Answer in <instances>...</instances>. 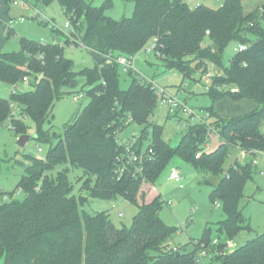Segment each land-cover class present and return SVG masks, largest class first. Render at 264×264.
<instances>
[{
	"label": "trees",
	"instance_id": "1",
	"mask_svg": "<svg viewBox=\"0 0 264 264\" xmlns=\"http://www.w3.org/2000/svg\"><path fill=\"white\" fill-rule=\"evenodd\" d=\"M25 1L38 8L56 1L63 14L74 25L78 23L76 29L85 49L94 52L98 59L93 67L76 71L72 60L64 55L63 47L68 44L65 34L62 44L24 37L16 51L0 54V82L19 85L23 76L35 81L32 90L19 89L8 99L0 98V123L9 119L13 130L22 134L27 127L24 120L29 119L36 128L34 138L50 145L44 160L25 156L29 163L24 166L15 191L8 192L13 195L19 189L23 195L0 201L3 264H197L195 247L177 248L166 242L177 227L167 225L159 216L164 201L153 187L175 155L217 178L209 200L215 205L220 203L225 215L217 223L219 243H211L209 227L197 239L217 250L214 264H264V232L232 250H225L223 244L249 228L239 203L245 181L255 172L251 162L235 161L224 167L228 151L237 146L241 151L264 152V1L244 12L242 0H222L215 8L204 3L191 6L186 0H126L133 3V10L121 19L105 14L113 5L111 0L99 6L87 0ZM154 38V53L164 67L177 69L182 77L194 71L189 60L200 65L210 62L222 70L205 91L211 100L206 109L212 119L188 123L173 147L161 138L163 126L151 121L157 93L136 77L121 89L117 79L119 65L106 62L110 52L134 55ZM232 41L246 45V49L234 52L229 64L224 65L222 53ZM223 84L232 86L231 90L219 89ZM66 88H79L77 92L83 91L89 101L65 123L63 134L56 135L44 124L53 116L54 100L63 97ZM223 97L250 99L257 108L223 118L213 107ZM9 99L16 106L14 116ZM128 116L131 118L126 122ZM130 122L143 125L137 145L131 146L139 156L142 173L118 175L114 171L115 155L126 145L117 141V135ZM208 124L218 129L221 142L206 152L204 145L211 132ZM148 127L151 142L142 149ZM53 139L55 143L51 142ZM196 152L201 155L196 157ZM66 161L94 176L92 185L85 180L82 183L89 197L112 200L122 196L138 206L129 227L116 226L106 211L91 214L80 210L83 199L72 193L67 169L56 175L48 173ZM207 182L211 183L209 179ZM144 185L149 186L146 193L142 191ZM151 189L154 193L148 197Z\"/></svg>",
	"mask_w": 264,
	"mask_h": 264
},
{
	"label": "rangeland",
	"instance_id": "2",
	"mask_svg": "<svg viewBox=\"0 0 264 264\" xmlns=\"http://www.w3.org/2000/svg\"><path fill=\"white\" fill-rule=\"evenodd\" d=\"M95 6L103 4L105 0H87ZM112 7L107 8L105 14L114 19H121L123 16H130L133 10V3L126 0H111ZM189 5L196 6L204 3L209 7L215 8L219 6L222 0H186ZM264 0H242L244 12L251 11L261 4ZM27 6L11 5L9 0H0V35L3 36L2 42L8 44V51H16L19 47L21 38L34 39L36 41L51 43L63 42L65 36L59 32L55 34L50 29L49 24L40 23L38 18H31L33 14L32 4L26 2ZM10 9L7 11V9ZM40 10L45 16L53 19L57 26H63L66 21V16L56 1H52L45 7L40 6ZM23 20H20V18ZM9 32V33H8ZM207 42V39H205ZM152 41L147 42L137 53L134 54L133 63L135 64V72H123L121 66L118 68V83L121 89H125L130 84L133 77L152 78L158 85L165 88L166 92L175 96L180 101H185L186 105L194 109L200 116L208 113L207 106L211 104V100L205 92L212 84L215 77L222 74V70L210 62L204 64L196 63L195 60H189L188 63L193 71L188 77H182V74L175 68L166 69L161 59L154 53L150 47ZM236 46V41L227 44L222 53V62L228 65L232 55L234 54L233 47ZM64 55L70 58L73 62L74 69L78 71L83 67H93L98 56L80 45H68L63 47ZM31 83H19L20 90H32L34 86V78ZM229 85H220L219 89L230 88ZM79 88H66V93L63 97L55 99L51 108L53 116L49 122L44 124L46 129H50L55 134H63L64 125L68 122L80 109L87 104L89 98L85 95L79 100H73V94L77 93ZM11 84L8 82H0V98H9ZM228 98V97H223ZM222 99V98H221ZM161 97L158 96L156 110L151 116L153 123H158L163 126L161 138L170 143L173 147L179 140L184 130L185 123H193L191 120L182 114L178 109L170 112L167 103L160 104ZM215 109V108H214ZM226 118V117H223ZM230 118V117H228ZM212 118L209 117L208 120ZM12 122L9 119L0 123V200L5 201L3 197L12 194L8 192L15 191L16 185L24 172V166L29 162L25 159L26 155L43 158L49 148V144L37 139H28L24 146L16 143L19 137V130H12L10 127ZM26 125V134L34 135L36 128L31 120H24ZM264 127V124L262 123ZM262 127V128H263ZM143 125L130 122L119 131L118 139L127 143L137 145V138L140 136ZM148 134L142 139V149H145L151 142V128H147ZM134 137V138H133ZM208 142L204 145V151L209 152L214 150L221 139L210 132ZM135 139V140H133ZM55 143V139L51 141ZM39 145L42 148L41 152H36L35 147ZM137 147V146H136ZM125 150L121 149L117 152V164L123 159ZM228 156L225 160L224 167L229 166L235 161L244 163L251 162L254 156H243L240 149L235 146L228 151ZM201 154V153H200ZM117 157L121 159H117ZM258 163L255 165V172L251 179L245 181L243 196L240 198L239 206L242 213L245 215L249 228L237 233L231 240L237 246L242 245L246 240L253 238L256 234L264 232V154L257 155ZM254 165V164H253ZM177 166L182 172V185L180 188L178 183L168 180V172L170 167ZM71 181L72 193L83 199L80 210L88 213H96L98 211H106L112 223L116 226L129 227L133 220V216L138 212V206L130 201H127L122 196H117L112 200L93 198L88 196V190L82 188V183L87 182L89 186L94 182V176L82 171V168L74 167L70 161L65 164L56 165L48 172L51 175H56L58 171H65ZM211 183H208L207 180ZM217 178L210 176L208 172L199 171L186 162L182 157L175 155L169 160L166 167L158 176L153 187L156 192L161 195L163 205L159 210V216L170 226H176L174 233L166 238V242L177 247L186 245L187 249L195 247L196 254L202 247H207L203 243H199L200 239L209 227V236L217 237V223L225 217L220 203L213 204L209 200V193L214 187ZM144 184V183H143ZM149 186L144 185L142 191L148 192ZM154 191L151 189L149 196ZM23 195L22 190H16L12 196L20 198ZM179 245V246H178ZM193 258V259H194ZM195 261V259H194ZM197 264H205L207 261L198 259ZM0 264H3V257H0Z\"/></svg>",
	"mask_w": 264,
	"mask_h": 264
},
{
	"label": "built area",
	"instance_id": "3",
	"mask_svg": "<svg viewBox=\"0 0 264 264\" xmlns=\"http://www.w3.org/2000/svg\"><path fill=\"white\" fill-rule=\"evenodd\" d=\"M11 5H20V6H27L26 5V1L25 0H9ZM33 8V14L31 17L33 18H38V20H40L42 23H47L50 25V28H54L55 30H57L58 32H61L63 34H65L66 38H68V45H80L81 47L85 48L82 41H81V34L78 32V30L76 29V25L73 24L72 20L66 16V21L64 23V25L61 26H57L56 23L54 22L53 19L49 18L48 16H45L42 11L40 10V8L31 5ZM20 20H23V18L21 17ZM208 33V31H207ZM155 41L156 39L154 38L152 40L151 43V48L154 50L155 48ZM55 42V41H54ZM62 44V43H60ZM234 52H240L246 49V45L243 44H236V46L233 47ZM134 60V55H116L113 54L112 52H110L109 54L106 55V62H114L115 64H118L119 66H121L123 72H135V64L133 63ZM143 79L144 83L149 85L150 88L154 91V93H157L158 96L161 97V101L160 104H165L167 103L169 105L170 108V112L175 111L176 109L180 110L182 112V114L184 116H186L187 118H190L191 120H195V121H199L201 123L203 122H208V118H209V114L206 113L203 116H200L194 109H192L191 107H189L188 105H186L185 101H180L178 100L175 96L170 95L166 92L165 88H163L162 86L158 85L157 82L152 79V78H145V77H140ZM21 82L29 84V77L28 76H23L21 79ZM102 84H105L104 81H102ZM19 90V85L18 83H14L11 84V91H10V95H15L17 93V91ZM73 96V100L77 101L79 100L80 97H84V93L83 91H79L75 94L72 95ZM9 104H10V108L11 110V114L14 116L17 114V110H16V106L14 101H12L11 99H9ZM130 116L127 117V120H130ZM188 123L184 122V128L187 126ZM12 130L14 129L13 126L11 125L10 127ZM208 128L211 132L215 133L216 135L218 134V129L209 125L208 124ZM263 130V129H262ZM134 138V137H133ZM135 140V139H133ZM117 141L123 145L125 144V152H124V157L121 160V162L119 164H117L116 168L114 169V171L118 174V175H122V174H131L132 176L137 174V173H142L141 171V167L138 164L139 163V156L134 153V150H132L131 146L134 145V141L132 143H125L122 140L118 139V135H117ZM35 151L36 152H41L42 148L39 145H36L35 147ZM152 150H149V153H151ZM240 152L243 154V156H254V158L251 161L252 164L256 165L258 163L257 161V155L258 154H264L263 151H259V150H253L250 149L249 151H244V150H240ZM201 154L200 152H196V157H199ZM39 158H41L40 156H37ZM117 159H121L119 157H117ZM168 172V180L172 181V182H176L178 183L179 187L182 188L184 187V185H182L181 181H182V172L181 170L177 167H170ZM7 195H5L3 197V199H7ZM2 201V200H0ZM213 245H216L217 243H219V239L217 237L212 239L211 242ZM224 247L225 250H232L235 249V245L232 242L231 239H226L224 242ZM210 246L206 247H202L198 253L196 254L195 257V261H197L198 259L204 261H207L205 264H214V255L217 253V250H211L209 248ZM176 248H174L175 250Z\"/></svg>",
	"mask_w": 264,
	"mask_h": 264
},
{
	"label": "crops",
	"instance_id": "4",
	"mask_svg": "<svg viewBox=\"0 0 264 264\" xmlns=\"http://www.w3.org/2000/svg\"><path fill=\"white\" fill-rule=\"evenodd\" d=\"M6 1V0H5ZM10 9L8 8L7 11ZM9 33V32H8ZM3 36L0 35V54L2 52H13L8 51V44L2 42ZM216 114L221 117H234L235 115H242L248 113L250 110L257 108V104L252 100L241 99L232 100L230 98H222L213 104ZM251 156V155H250Z\"/></svg>",
	"mask_w": 264,
	"mask_h": 264
},
{
	"label": "water",
	"instance_id": "5",
	"mask_svg": "<svg viewBox=\"0 0 264 264\" xmlns=\"http://www.w3.org/2000/svg\"><path fill=\"white\" fill-rule=\"evenodd\" d=\"M34 137H35V134H34V135H28V134H26V133H22V134H20L19 137L17 138L16 143H18V145L24 146V145H25V142H26L28 139H30V138L34 139Z\"/></svg>",
	"mask_w": 264,
	"mask_h": 264
}]
</instances>
